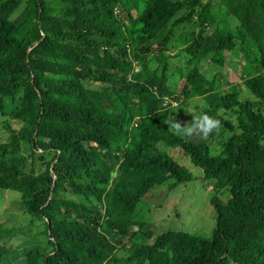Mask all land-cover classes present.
Instances as JSON below:
<instances>
[{
	"label": "trees",
	"instance_id": "trees-1",
	"mask_svg": "<svg viewBox=\"0 0 264 264\" xmlns=\"http://www.w3.org/2000/svg\"><path fill=\"white\" fill-rule=\"evenodd\" d=\"M193 100L219 152L169 128ZM0 115L22 123L0 190L45 227L21 264H264V0H0ZM166 149L226 199L208 238L135 219L151 191L194 180Z\"/></svg>",
	"mask_w": 264,
	"mask_h": 264
},
{
	"label": "rangeland",
	"instance_id": "rangeland-1",
	"mask_svg": "<svg viewBox=\"0 0 264 264\" xmlns=\"http://www.w3.org/2000/svg\"><path fill=\"white\" fill-rule=\"evenodd\" d=\"M56 4V0H47ZM224 47L220 54L223 53ZM212 57V56H209ZM177 60L170 65V80L172 86H177V72L180 69ZM213 74L219 70L212 68ZM238 70L226 67L222 74L226 87L239 84L243 87L237 74ZM244 93L247 95L244 89ZM172 102L176 108L177 104ZM203 103L198 100L190 101L183 106L172 110V117L168 122L173 131V123L181 127H192L191 134L178 135L190 143H207L213 152H219L223 138L215 136L210 139L202 136L199 129L192 125L194 117H199ZM22 127L19 120L12 121L0 115V144L7 143L10 132ZM174 132V131H173ZM175 133V132H174ZM226 137V135H224ZM174 161L185 171L191 174L193 181L178 184L170 189L166 183L162 188L151 191L137 208L135 219L140 224L150 226L158 236L166 232L187 233L208 238L216 227V212L212 201L218 199L226 202L224 195L217 194L212 186L204 179L203 171L193 165L190 157L181 150L166 149ZM30 171L27 169V172ZM21 195L17 192L0 190V254L3 256L2 264H21L24 254L31 249L46 242L45 227L25 213Z\"/></svg>",
	"mask_w": 264,
	"mask_h": 264
},
{
	"label": "clouds",
	"instance_id": "clouds-1",
	"mask_svg": "<svg viewBox=\"0 0 264 264\" xmlns=\"http://www.w3.org/2000/svg\"><path fill=\"white\" fill-rule=\"evenodd\" d=\"M192 125L199 129L202 136H208L213 130H216L220 126L219 120L208 116L207 114H202L198 118L194 117ZM172 129L176 134L184 135L191 134L192 127H181L179 123H173Z\"/></svg>",
	"mask_w": 264,
	"mask_h": 264
}]
</instances>
